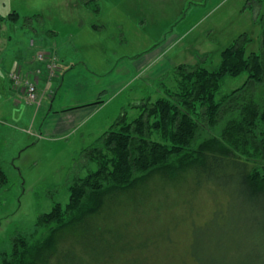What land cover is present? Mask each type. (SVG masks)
I'll return each instance as SVG.
<instances>
[{
	"label": "rangeland",
	"instance_id": "1",
	"mask_svg": "<svg viewBox=\"0 0 264 264\" xmlns=\"http://www.w3.org/2000/svg\"><path fill=\"white\" fill-rule=\"evenodd\" d=\"M53 3L57 10L50 9V0H0L1 18H7L11 12L19 18L0 25V168L6 176L0 191V264L3 256L9 258L14 238L27 236L38 218L49 213L55 204L64 207L68 203V187L74 178L84 177L88 169L96 168L95 164L81 168L82 153L96 146L98 137L124 112L130 119L135 118L138 111L134 104L142 99L141 94H147L135 93V82L90 123L75 127L67 137L46 134L40 128L44 118L37 115L34 119L38 106L26 103L23 94L13 92V98L7 96V85H11L7 81V53L12 52L7 43H22L23 33H30L25 49H31L28 63L32 64L38 52H51L49 47L36 48L42 45L37 42L42 29H56L59 37L66 38L75 31L74 26H79L83 19L71 24L66 18L75 5L96 17L82 40L93 37L101 50L104 43L115 38L112 35L117 31V21L124 28L123 33L121 28L118 30V37L122 33L129 41V47L121 52L129 54L164 45L160 48L163 50L173 37L175 41H169L168 52L175 63L190 65L206 57L205 65L212 69L219 63L220 52L241 34L250 39L246 52H259L264 31V0H75V4H68L69 10H58L55 0ZM193 6L196 11L180 30L185 11ZM37 7L41 8L40 19L33 20L34 32L25 23L27 17H36L33 9ZM30 39L34 40V47L30 46ZM110 50L107 55L113 52ZM19 68L16 66L11 73L19 72ZM55 73L52 69V75ZM171 80L170 77L164 83L172 86ZM245 80L246 73L225 78L216 100ZM131 87L134 90L129 91ZM7 99L15 103L9 114ZM54 105L57 110V103ZM49 106L50 102L40 104L46 110ZM32 113V117H26ZM194 184L190 175L175 179L155 176L118 195L113 203L107 202L96 219L101 226H110L112 233L106 239L113 242H105L102 253L115 257L109 263L105 260V264H264L262 211L258 207L246 210L232 199L226 203L218 201L226 195L218 188L196 194ZM116 238L119 245L114 244Z\"/></svg>",
	"mask_w": 264,
	"mask_h": 264
},
{
	"label": "trees",
	"instance_id": "2",
	"mask_svg": "<svg viewBox=\"0 0 264 264\" xmlns=\"http://www.w3.org/2000/svg\"><path fill=\"white\" fill-rule=\"evenodd\" d=\"M34 16L26 18L29 29L40 19ZM18 19L11 12L0 17V25ZM249 41L246 34L238 36L212 69L200 57L173 66L157 80L138 81L135 93L147 91L134 104L138 115L130 119L124 112L96 146L82 153L81 168H96L74 178L64 207L55 204L27 236L12 240L10 256H3L1 264L109 263L115 256L102 250L105 242H113L106 239L112 233L97 216L107 202L155 176L190 175L196 194L218 188L226 194L220 202L232 199L245 209L258 207L264 237V31L259 52H246ZM244 73L240 87L216 100L225 78ZM170 77L172 86H167L164 80ZM5 183L0 168V191ZM115 243L119 245L117 238Z\"/></svg>",
	"mask_w": 264,
	"mask_h": 264
},
{
	"label": "crops",
	"instance_id": "3",
	"mask_svg": "<svg viewBox=\"0 0 264 264\" xmlns=\"http://www.w3.org/2000/svg\"><path fill=\"white\" fill-rule=\"evenodd\" d=\"M50 1L52 2L50 9L57 10L53 0ZM55 1L58 4V10H69L68 4H75V0ZM84 5H86L85 7L89 6L86 3H84ZM196 8L197 7L193 9L190 8V11H188L181 20V25L178 26L180 30L187 26L188 17L189 15H193ZM40 9L41 8L38 7L33 9V13L38 14ZM84 10V8L79 10L75 5L70 9L71 15L66 16V18L70 19L71 24L72 21L78 20L79 18L83 20H79L78 27L77 25L76 27L73 25L75 31L69 32L66 38L59 37L58 30L56 29L50 30L46 28V31L42 29V31L39 32L40 36H42L37 42L42 45L36 48L41 50L42 48L49 47L58 60L57 74L52 79V83L46 85L48 91H52L53 97L50 98L48 93L42 96L44 89H41L43 87L41 83L38 88L40 97L34 104L39 107L35 111L36 114L34 113V119L36 120L37 115L38 117L41 115V117L44 118L40 128L46 134L64 138L67 137L75 127L90 123L95 116L101 113L103 108H105L110 101L121 95L122 92L132 86L133 83L139 80L145 82L157 80L173 66L179 64L171 59L168 52L171 47L169 41H175L173 37L165 44L166 46L163 50L160 48L164 45L154 48L153 50L143 48L138 52L129 54L121 52V50L129 47V41L123 36L122 33L124 32V28H121L122 25H118L117 21V31L112 35L115 38L108 41L109 43H104L105 46L102 50L99 44L93 42L95 40L93 37L87 36V41L84 42L82 37L86 35L85 30H88L89 26L93 24L96 19V17L93 18V13H86ZM182 10H184V8ZM28 13L31 15L32 12ZM81 14L83 15L81 16ZM120 28L122 33L121 36L118 37V30ZM32 29L33 27L31 30ZM24 33V41L22 43L17 42L12 46L7 43V48L12 50L10 54L7 53V63L10 65L7 72V81L9 84H11L9 81V74L16 66H18V68L22 67L23 70L19 68V72H24L26 74L32 73L34 67L40 68L43 71V66L35 61V57L32 59V61L35 62H32V64L28 63L29 57H32V52L31 49H25L27 48L25 44H27L26 41L30 37V33ZM89 38L92 41H90ZM51 44L53 46H51ZM105 49L106 51L103 52ZM110 49H112L113 52L107 55L110 53ZM60 52L61 55L59 54ZM68 53L71 54L68 55ZM15 62L18 64H14ZM63 63L67 65L68 68H66ZM23 66H25V68H23ZM94 67L98 68L96 69ZM41 82H43V80ZM7 89V96L10 98L11 96L12 98L14 97L12 94L13 92H16L17 95L22 94V92H18L19 89L13 87L12 84L9 86L7 85ZM42 101L46 103L50 102V108L48 110H46V108H40ZM55 102L58 106L57 110H54ZM14 104L13 101H8L7 99V106L10 105L7 114H9V110L12 107H15ZM32 116L33 113L30 116L26 114L27 118Z\"/></svg>",
	"mask_w": 264,
	"mask_h": 264
},
{
	"label": "built area",
	"instance_id": "4",
	"mask_svg": "<svg viewBox=\"0 0 264 264\" xmlns=\"http://www.w3.org/2000/svg\"><path fill=\"white\" fill-rule=\"evenodd\" d=\"M32 44V43H31ZM36 61L44 67V71L36 69L32 73L13 72L9 75L12 84L22 90L24 99L28 104H35L38 98V85L40 79L44 78L50 81L55 74L52 75V69L57 72L56 56L50 51L39 52L36 55ZM32 74V75H31Z\"/></svg>",
	"mask_w": 264,
	"mask_h": 264
}]
</instances>
